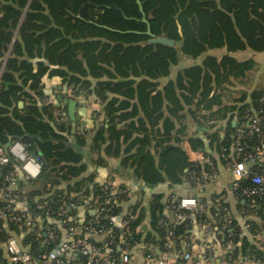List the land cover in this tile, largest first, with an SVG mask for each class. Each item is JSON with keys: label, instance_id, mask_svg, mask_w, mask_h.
<instances>
[{"label": "trees", "instance_id": "16d2710c", "mask_svg": "<svg viewBox=\"0 0 264 264\" xmlns=\"http://www.w3.org/2000/svg\"><path fill=\"white\" fill-rule=\"evenodd\" d=\"M140 1L151 32L174 40L173 47L149 44L145 35L121 33L146 30L136 0H0V59L9 54L0 81V147L22 142L27 153L41 161L38 177L23 185L29 190L15 196L24 197L33 213L38 197L42 209L37 214L44 211L64 227L75 224L71 218L83 208L84 226L91 223L109 229L106 216H132L126 234L111 232L116 256V247L123 244L165 252L169 231L174 247L180 250L194 224L209 223L221 244H232L224 260L227 256H252L264 264V252L246 238L224 202L214 201L197 214L181 210L185 217L169 225L164 224L168 218L161 193H152L146 208L141 202L122 208L121 201L126 199L122 196L107 214L96 217L92 213L112 188L105 186L106 182L100 184L97 174L89 173L90 166L105 168L110 160H118L111 172L155 186L165 180L157 176L159 171L170 175L185 160L174 143L186 130L187 118L200 124L202 110L214 113L218 120L237 111L235 123L233 117L228 118L216 145L223 163L234 156L238 125L251 119L264 122V86L236 109L225 105L217 92L255 68L253 60L238 61L234 54L264 51V0ZM215 50H224L220 59L210 54ZM178 54L203 60L200 65L182 68L162 85L161 79L169 77L171 67L177 66ZM45 77L59 79L73 98L95 97L102 109L93 114L92 128L77 123L72 129L64 107L55 117V106L44 92ZM18 102L24 103L22 109ZM214 107L218 108L213 111ZM240 142L250 152L258 138L244 136ZM152 149L157 150V160L149 155ZM209 163L216 166L214 160L204 165L188 163L187 175L196 180L210 169ZM257 171L264 177V169ZM10 172V164L2 167L0 180ZM250 186V178L243 179L234 195L238 201L248 202L242 207L246 216L261 218L264 185L254 203L243 194ZM176 196L171 191L166 198L171 203L180 197ZM147 217L150 229L145 232L142 224ZM245 225L253 238L260 234L254 221L247 219ZM6 231L21 235L17 224L0 221V264H8L1 248L10 237ZM22 240L35 257L46 243L43 232L39 236L23 234ZM55 245L46 244L42 254ZM85 262L82 259L77 264Z\"/></svg>", "mask_w": 264, "mask_h": 264}, {"label": "built area", "instance_id": "2783aa9c", "mask_svg": "<svg viewBox=\"0 0 264 264\" xmlns=\"http://www.w3.org/2000/svg\"><path fill=\"white\" fill-rule=\"evenodd\" d=\"M8 56L9 54L7 53L4 58L0 59V81ZM244 136H256L258 138L256 146L250 152H246L244 145L240 142ZM235 138L233 147L234 156L225 163V169L230 173L235 189L238 188L239 183L243 179L250 178L252 186L245 188L243 194L249 198L250 202L254 203V199L262 194V187L264 185V177L257 171V168H260V170L264 169V122L261 119H251L248 123L241 122L236 128ZM219 156L223 158V156ZM9 164L12 167V172L5 174L0 180V221L5 223L13 222L21 230V235H19L21 236L20 239L14 234L3 244L6 257L10 264H64L67 255L73 257V260H70V264H77L79 262L75 260L77 257L81 260H86L83 264H134L132 262L131 247L128 244L117 246L116 251L119 253V256H116L112 250L113 242L111 240L113 238L111 233L113 229L118 231L122 236L126 234L129 221L133 218L132 216L125 217L121 214L106 216L110 227L109 229L100 225L93 226L91 223L86 226L83 225L81 228L73 223L66 227L60 223L61 227H58L50 221L53 217L49 214L44 211L41 212V215L37 214L42 209L40 205L36 206V213L31 211L33 214L30 213V210H18L15 206V202L18 199L15 196V178L17 172L23 175L25 181L35 180L40 173V159L36 156L29 155L24 143L14 141L4 148L0 147V171L2 167ZM209 165L210 169L202 172L196 180L194 176L187 175L193 187L212 181L218 176V168L212 166L211 163ZM109 185L112 189L105 196L104 202L100 203L96 201L97 208L95 207L96 209L92 211L94 215L96 214V217L107 214L110 211V207H113L114 204L122 200V196L127 197L129 195V189L127 187L124 190H120L118 186H113L110 183L105 184V186ZM20 200L27 202L24 197ZM169 201V197L165 199L164 210L168 218V221L164 223L166 225L182 220L185 216L180 212L181 210L197 214L202 213L206 209L201 199L194 196L175 198L173 200L174 204H172L173 201L171 203ZM37 216L49 217L48 222L43 224ZM170 216H172V220L169 219ZM211 227L212 225L209 223L204 224V231L207 236L212 233ZM60 228L65 232L64 238L61 237ZM224 230L225 227L223 226L222 231ZM41 232L46 237V243L40 246L37 252L39 256L35 257L30 250V246L23 242V234L39 236ZM91 234L103 235L105 239L102 243L97 244L90 239L89 235ZM165 240V252H155L148 247V250H145L146 253H144L145 257L143 258L142 264H218L213 255V248L210 245L206 246L200 255H196L193 243L189 240L183 241L180 250L174 247L170 231ZM50 243H55L56 245L47 253L42 254L43 247ZM139 246L141 245L139 244ZM142 248H144L143 245ZM231 249V243L225 245L227 252ZM220 264H261V262L252 256H239L235 259L227 256Z\"/></svg>", "mask_w": 264, "mask_h": 264}, {"label": "crops", "instance_id": "0c3cea01", "mask_svg": "<svg viewBox=\"0 0 264 264\" xmlns=\"http://www.w3.org/2000/svg\"><path fill=\"white\" fill-rule=\"evenodd\" d=\"M11 3V2H6ZM14 4V3H11ZM15 5V4H14ZM16 6V5H15ZM1 17V14H0ZM211 55L216 56L217 59L224 54V50H215L210 52ZM238 61H245V60H253L255 62L254 70L249 73L245 78L233 79L230 81L228 85H225L222 89H218L220 96L224 100L225 105H233L235 109L240 107L241 105L249 102V95L264 86V51L263 52H253L250 50H245L238 52L233 55ZM4 58V57H3ZM203 58L199 59H192L190 57L178 54V64L177 66L171 67L170 75L167 78L161 79V84L164 85L168 80H172L175 78L177 72L182 68H186L193 65H200ZM33 61V60H32ZM43 85H44V92L50 101L55 106L54 113L58 110L59 112L62 111V108H66L62 102L58 100V97L61 99L65 98H73L69 91L63 86L59 79L57 78H43ZM86 98V99H85ZM242 98V99H241ZM76 102L75 106V115L79 117V121L77 123H81V125H85L86 127H91L92 125V117L94 113L101 112L102 106L97 102L93 95H88L86 97L79 96L73 98ZM239 99V100H238ZM241 99V100H240ZM23 103V102H22ZM18 106V104H17ZM24 107V103L22 109ZM218 107H214L213 111H215ZM60 114V113H58ZM57 114V115H58ZM214 114V113H213ZM210 111H201V115L203 117L198 118L200 124L196 121L192 120L191 117L187 118L184 122L186 130L181 132L178 135L179 141L174 143L181 152L185 156V160L177 165L174 168V172L170 175H165L161 171L157 173V176H164L165 180L162 183L156 184L152 186L151 184H147L140 180H136L135 178L131 177H124L119 174H115L111 172V168L118 164V160H110L109 167L105 168H96L94 165L89 167V173L95 172L97 174L96 180L102 184L104 182L110 183L113 186H127L129 189V195L122 201L120 206L124 208L125 204L134 205L138 202H141L143 207L148 206V202L150 200V195L152 193H161L165 195V199L167 194L175 193L176 197L180 196H194L201 199L207 208H210L214 201H219L221 203H227L229 206V215L236 219L240 226L242 227L243 233L246 238L253 244L257 246L259 250L264 252V209L262 210L261 218L255 216H246V211L243 205L248 206V202L244 199L238 201L234 195V186H233V179L230 173L227 172L225 169V163L221 162L220 156L216 153V145L219 143L220 139L224 135L227 120L230 117H233V122L236 121L237 111L234 110L233 113H227L225 115V119L218 120L217 116L213 115ZM92 128V127H91ZM89 128V129H91ZM179 129V126L176 127ZM177 135V134H176ZM91 136V132L89 133L88 137ZM157 151V150H156ZM152 149L149 152V155L154 159L157 160V153ZM216 164V167L219 170L218 176L209 182L204 184L196 185L192 187L191 183L187 180V172H188V163L195 162L201 165L207 164L210 161H213ZM162 169V168H161ZM163 170V169H162ZM164 172V171H163ZM171 172V170H170ZM16 189L15 194L17 193H24L27 192L29 189L23 187L25 180L23 179V175L20 172H17L16 175ZM151 185V186H149ZM171 191H170V190ZM22 198V197H20ZM164 199V201H165ZM36 201V205H41L38 197L34 199ZM15 206L18 210L29 211L31 212V208L29 207L28 203L17 199L15 202ZM86 210V208H85ZM33 214V213H32ZM83 217H84V208L77 211L74 217L71 219L74 223L81 228L83 224ZM37 218L43 222H48L47 220L49 217H38ZM172 220V216L169 218ZM247 219L254 221L259 229L261 230L260 234L253 238V235L247 230L245 222ZM50 221L53 224H56L58 227H61V222L57 219L53 218ZM142 230L148 231L150 229L149 219L148 217L145 219L144 223L142 224ZM61 237L64 238L65 232L62 228H60ZM9 236L14 235V231H6ZM19 239L21 236L16 235ZM219 235L215 233H211L207 236L204 231V224H194L191 230L189 231L188 239L193 243L194 252L195 254H201L206 246L210 245L213 248V255L216 259V263L220 264L224 261V257L227 253L225 250V245L221 244L220 239L218 238ZM90 239H92L95 243L100 244L104 241L105 237L99 234H91L89 235ZM43 245V244H42ZM41 245V246H42ZM3 246L1 245V248ZM4 248V247H3ZM3 251V257L6 259V255ZM153 251H158L156 248L150 246ZM132 251V262L134 264H142L144 255V248L142 245H134L131 247ZM73 260L71 255H67L65 257V261ZM76 261H80V258H75Z\"/></svg>", "mask_w": 264, "mask_h": 264}, {"label": "water", "instance_id": "95a60500", "mask_svg": "<svg viewBox=\"0 0 264 264\" xmlns=\"http://www.w3.org/2000/svg\"><path fill=\"white\" fill-rule=\"evenodd\" d=\"M136 4L138 6V10L142 16L141 21L146 25V30L145 32H135V31H123L121 33H136V34H140V35H145L147 37H149L148 43L149 44H160V45H165V46H169V47H173L175 45V41L166 37H161V36H155L152 32H151V28L149 25L148 20L146 19V15L143 11V7H142V2L140 0H136ZM179 34H181L180 28L178 29ZM58 100L60 102H62L65 106H67L66 109V115L69 119V121L71 122V127L72 129L75 128L76 126V122L79 121V117L75 115V106H76V102L73 98H65V99H61L60 97H58ZM23 105L22 102H18V106L21 108ZM59 113V111L57 110L55 112V117L57 116V114ZM151 186V185H149ZM193 187V185H191ZM184 197V196H182ZM193 197V196H190Z\"/></svg>", "mask_w": 264, "mask_h": 264}, {"label": "rangeland", "instance_id": "374dc122", "mask_svg": "<svg viewBox=\"0 0 264 264\" xmlns=\"http://www.w3.org/2000/svg\"><path fill=\"white\" fill-rule=\"evenodd\" d=\"M2 248H3V247H2ZM3 250H4V248H3ZM4 254H5V251H4ZM5 255H6V254H5ZM6 260H7L8 264H10L9 261H8V259H7V257H6Z\"/></svg>", "mask_w": 264, "mask_h": 264}]
</instances>
